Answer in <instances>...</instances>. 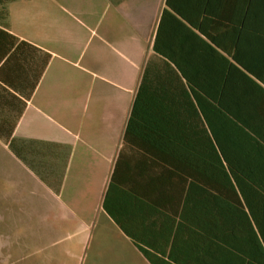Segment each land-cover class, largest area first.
I'll use <instances>...</instances> for the list:
<instances>
[{
    "label": "crops",
    "instance_id": "obj_1",
    "mask_svg": "<svg viewBox=\"0 0 264 264\" xmlns=\"http://www.w3.org/2000/svg\"><path fill=\"white\" fill-rule=\"evenodd\" d=\"M263 2L177 0L175 6L217 12L209 23L221 28L228 48L219 50L230 60L241 53L264 89ZM165 9L168 0L0 2L2 129L63 150L38 154L63 170L58 192L10 148L0 157L3 264L58 263L59 252L74 264H152L138 244L160 264H241L219 243L229 229L208 221L200 228L196 212L183 211L188 184L176 165L162 161V100H147L141 124L126 134L145 67L161 57L154 43ZM20 41L51 55L41 80L39 51ZM253 112L256 125L247 132L260 134L264 154V91ZM153 117L158 134L142 122ZM63 237L70 240L56 246Z\"/></svg>",
    "mask_w": 264,
    "mask_h": 264
},
{
    "label": "trees",
    "instance_id": "obj_2",
    "mask_svg": "<svg viewBox=\"0 0 264 264\" xmlns=\"http://www.w3.org/2000/svg\"><path fill=\"white\" fill-rule=\"evenodd\" d=\"M7 1L0 0L2 5ZM176 1L168 0L171 9L162 12L154 43L161 57L145 67L126 134L141 124L138 116L147 100H162V161L176 165L180 180L188 184L183 211H195L200 228L208 221L209 227L229 229L218 236L219 243L241 264H264V154L260 134L247 132L255 128L252 104L264 89L249 74L257 75L241 53L230 60L219 50L228 48L221 28L209 23L217 12L206 6L180 9ZM1 13L7 16L3 8ZM253 38L248 36V45ZM20 43L39 51L41 80L51 55ZM142 122L158 134L157 117ZM2 127L0 139L58 192L63 170L38 154L49 150L58 156L63 150L46 141L18 139ZM138 247L152 264H160L157 254Z\"/></svg>",
    "mask_w": 264,
    "mask_h": 264
},
{
    "label": "rangeland",
    "instance_id": "obj_3",
    "mask_svg": "<svg viewBox=\"0 0 264 264\" xmlns=\"http://www.w3.org/2000/svg\"><path fill=\"white\" fill-rule=\"evenodd\" d=\"M9 150H10L9 147L5 144V142L0 139V157H3L4 154L7 151H9ZM69 240L67 238L63 237V240L58 245H56V246H62L64 244H66ZM74 242L75 241H73L72 243H74ZM59 253H60V258L58 260V263L55 260V261H53V264H64V263L74 264V261L73 260H71V259H69V258L66 257L65 252H59ZM0 264H3V263L0 261ZM77 264H79V263H77Z\"/></svg>",
    "mask_w": 264,
    "mask_h": 264
}]
</instances>
